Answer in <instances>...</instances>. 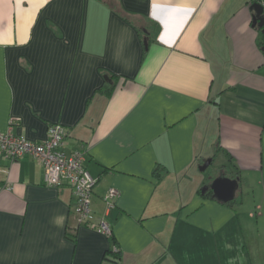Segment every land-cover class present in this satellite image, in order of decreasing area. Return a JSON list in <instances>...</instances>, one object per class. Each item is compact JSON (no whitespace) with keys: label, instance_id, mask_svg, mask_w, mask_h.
Returning <instances> with one entry per match:
<instances>
[{"label":"crops","instance_id":"obj_1","mask_svg":"<svg viewBox=\"0 0 264 264\" xmlns=\"http://www.w3.org/2000/svg\"><path fill=\"white\" fill-rule=\"evenodd\" d=\"M255 1L0 0V133L39 143L62 125L112 231L79 224L37 160L0 156V264H264ZM222 171L250 194L200 191Z\"/></svg>","mask_w":264,"mask_h":264},{"label":"built area","instance_id":"obj_2","mask_svg":"<svg viewBox=\"0 0 264 264\" xmlns=\"http://www.w3.org/2000/svg\"><path fill=\"white\" fill-rule=\"evenodd\" d=\"M65 129L59 123L47 126L46 139L36 143L22 135L0 133V156L16 160L29 156L37 160L43 168V181L46 185L68 186L75 196L74 214L79 224L110 237L111 225L105 218H96L91 209V199L95 179L84 166V152L76 149L67 152L62 143ZM114 189L105 196L106 209L114 206Z\"/></svg>","mask_w":264,"mask_h":264},{"label":"water","instance_id":"obj_3","mask_svg":"<svg viewBox=\"0 0 264 264\" xmlns=\"http://www.w3.org/2000/svg\"><path fill=\"white\" fill-rule=\"evenodd\" d=\"M250 9L252 13V26H256L260 29L261 34L264 36V6L261 2L255 1L251 4ZM146 46V39L144 40ZM264 52V37L263 45L261 47ZM211 164V159H206L203 164L199 166L200 171H204ZM239 183L237 177L226 176L223 172L218 173L208 185L201 188V192L204 190H210L211 196L218 201L228 202L233 200L236 190L238 189Z\"/></svg>","mask_w":264,"mask_h":264},{"label":"rangeland","instance_id":"obj_4","mask_svg":"<svg viewBox=\"0 0 264 264\" xmlns=\"http://www.w3.org/2000/svg\"><path fill=\"white\" fill-rule=\"evenodd\" d=\"M214 168H215V166L209 165L208 168L205 170V173L207 172L210 175L213 174L215 171L218 170V169L213 170ZM240 193L241 194L243 193L244 197H247V195L250 194V192L248 190V185L246 183L245 184L242 183L241 186H239V189L237 190V195H240ZM247 202H249V201H247Z\"/></svg>","mask_w":264,"mask_h":264},{"label":"trees","instance_id":"obj_5","mask_svg":"<svg viewBox=\"0 0 264 264\" xmlns=\"http://www.w3.org/2000/svg\"><path fill=\"white\" fill-rule=\"evenodd\" d=\"M149 39V38H148ZM113 89V86H110L108 89H107V94H110V91ZM208 168V167H207ZM206 168V169H207ZM223 172V171H222ZM224 174H225V172H223ZM230 175V174H229ZM232 175H230L229 177H231ZM233 177V176H232ZM208 185V184H207ZM201 191V190H200ZM208 192V194H211V191L210 190H208V191H206V193ZM110 239L112 238V235L109 237Z\"/></svg>","mask_w":264,"mask_h":264},{"label":"flooded vegetation","instance_id":"obj_6","mask_svg":"<svg viewBox=\"0 0 264 264\" xmlns=\"http://www.w3.org/2000/svg\"><path fill=\"white\" fill-rule=\"evenodd\" d=\"M208 191V190H207Z\"/></svg>","mask_w":264,"mask_h":264}]
</instances>
